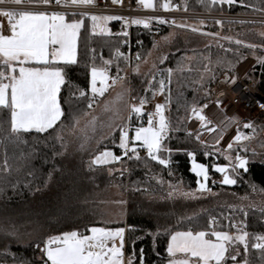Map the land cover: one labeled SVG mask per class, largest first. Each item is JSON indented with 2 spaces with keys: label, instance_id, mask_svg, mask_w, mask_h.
Segmentation results:
<instances>
[{
  "label": "trees",
  "instance_id": "trees-1",
  "mask_svg": "<svg viewBox=\"0 0 264 264\" xmlns=\"http://www.w3.org/2000/svg\"><path fill=\"white\" fill-rule=\"evenodd\" d=\"M160 2L155 0L156 8L160 7ZM169 2L188 11L264 14V0H235L228 6L213 4L212 0ZM73 17L81 19L80 15ZM184 21L202 25L203 30L207 21L213 24L214 30L222 26L226 31L232 28L228 32L235 33L240 40L264 46V36L256 30L264 28L261 23L222 21L218 25L215 19ZM116 28L117 22H111V29ZM169 29V25L155 24L149 28H131V39L138 42L135 51L141 54V58L130 63L129 77L130 97L134 102H139L140 97L151 100L153 92L159 89L160 79L165 82L162 97L169 133L163 144L171 149V154L164 152L162 156L170 161L168 167L151 160L145 152L139 159L122 156L117 162L93 165L91 158L105 148H112L121 155L118 147L120 127L91 150H65L64 138L58 137L61 129L73 126L74 117L89 110V72L92 66L100 67L104 60H111V68L117 72L119 67L120 74L129 67L128 61L114 56L117 49L120 51L122 37L94 32L88 17H84L78 34L77 63L62 65L66 82L58 93L63 112L61 120L44 133L29 130L14 135L10 132V109L0 107V264H44L41 248L48 236L72 230L88 234L86 229L103 225L100 206L114 183L125 192L126 216L113 227H126L125 254L132 258L133 264L141 263V253L145 264L168 261L167 242L175 230L234 231L231 222L237 220L245 222L249 234L247 253L244 245L236 244L234 247L239 248V252L234 254L232 246L226 264L245 260L247 264H264V249L251 246L257 242L255 236L264 235V160L247 151L248 170H239L236 184H215L210 188L212 192L195 198L167 197L164 185L158 180L167 179L171 172L184 189H196L197 177L190 170L189 151L194 153L193 158L208 167L209 173L212 172L211 165L218 163V158L216 154L205 156L206 151L212 150L196 139L197 131L187 135V120L192 106H200L210 95L205 85L209 81L206 74L212 65L231 68L238 59L248 55L250 49L233 43L204 45L202 34L178 30L160 46L159 53L166 54L151 74L134 71L133 66L147 56L156 40L165 36ZM190 55L193 56L190 58ZM167 69H172L170 78ZM154 74L150 85L149 80ZM224 74L229 76V73ZM223 80L219 79L218 84ZM79 91L85 95L80 97ZM235 152L234 149L232 153ZM109 168L115 170L110 173ZM242 196L256 199L263 205H241ZM210 218L217 219L213 229L208 226ZM226 219L229 221L225 222ZM233 255L235 261L231 259Z\"/></svg>",
  "mask_w": 264,
  "mask_h": 264
},
{
  "label": "snow or ice",
  "instance_id": "snow-or-ice-1",
  "mask_svg": "<svg viewBox=\"0 0 264 264\" xmlns=\"http://www.w3.org/2000/svg\"><path fill=\"white\" fill-rule=\"evenodd\" d=\"M116 2V0H113ZM138 4L145 9H153L156 4L153 0H137ZM235 0H212V3L229 4ZM53 0H0V16L7 19L9 29L8 34H3L0 28V107L10 109V132L18 135L20 132L35 130L44 133L48 129H52L63 116L61 103L58 100L61 85L65 81V74L62 65L77 63V39L80 29L84 22V17L90 18L93 22V31L99 29L100 32H107L105 24L109 20L122 19L113 16H98L87 12L80 13L81 19H66L68 13L65 11H41L32 8L14 7L8 8L3 5H44L51 6ZM93 3V0H55L58 6H86ZM160 7L167 11L170 8H176L177 5L171 4L169 0H163ZM71 15L75 16L73 12ZM157 23H169L162 17H144L133 18L132 24L143 25L145 28L150 27L152 20ZM127 23V20H125ZM171 23H175L172 21ZM203 23V21H201ZM222 21L217 20L216 24ZM179 27L191 28L193 32H199L197 26L187 24L178 25ZM124 32L123 35H127ZM211 35H215L214 33ZM264 36V33H261ZM167 39V38H163ZM230 39V38H227ZM236 43L242 44L243 41L237 40ZM154 43V47H155ZM255 48L256 45H248ZM114 56L123 58L125 61H131V57L125 56L116 50ZM141 54L137 53L135 59L140 60ZM147 60V57L144 58ZM264 63V58L260 59ZM111 60L103 61V66H92L90 68L88 108L91 109L97 102L98 98L103 97L111 87H115L117 82L123 84L125 77L121 76L119 67L117 74L111 75L108 67ZM207 67V66H205ZM138 71V67L133 69ZM169 78L172 69L166 70ZM153 78L149 80L152 85ZM225 80L235 82V76H225ZM164 81H160L159 91H163ZM146 89L145 91H147ZM83 97L85 93L79 91L77 93ZM123 98V93L117 95L111 101H105L104 110H113L115 104ZM135 99V98H134ZM147 103L145 97L139 98L138 104L129 105V115L135 114L139 119L144 112L143 105ZM217 106L220 100L216 101ZM207 105L191 108L189 119L193 116L200 121L202 128L209 133L219 131L215 125L209 126L210 121L203 114V108ZM88 115V113H85ZM148 123L146 126H140L134 129L129 136V129L126 121H121L124 125L119 128V145L121 155H115L108 148L98 152L93 156L91 163L93 165H104L111 162L120 161L122 156L132 153L133 157L139 159L137 148L143 147L147 156L157 161L165 167L170 166V161L163 158L162 154L171 149L164 146L163 141L169 133V122L164 116V105L156 104L154 113H148ZM74 119H77L74 117ZM225 120L230 124L235 120L234 117H226ZM96 117H92L89 126L94 130ZM227 126V125H226ZM244 127L251 129V133L246 135L240 131L237 123L236 134L228 142L224 149L218 147L220 140L217 139L211 148L212 152H205V156H212L216 152L231 153L234 149L241 148L242 145L250 140L255 134V126L251 121L244 124ZM187 135H193L188 132ZM221 135L223 133L221 132ZM196 139L199 141V132L195 133ZM87 137H85V140ZM139 142V145L137 144ZM204 147L203 141H199ZM131 144V147L129 146ZM84 144H81L83 147ZM245 152L247 148L243 149ZM194 153L189 151L188 157L193 159ZM132 158V157H130ZM229 160L228 164L221 165L213 163L212 169L222 174L223 179L220 181L223 185L236 184V176L240 169L247 172L248 159L237 151L235 157L226 156ZM111 171V170H110ZM191 171L197 176V190L202 194L210 192L207 181L209 179L208 167L202 163H195L193 160ZM202 178V179H201ZM162 182V181H161ZM177 191V189H174ZM183 196L188 197L194 195L193 192H183ZM171 195V193H170ZM214 219L209 220V229L216 226ZM236 227L235 224L232 225ZM88 234H83L77 230L62 232L56 236H49L43 242L41 248L42 257H46L44 264H124L123 244H124V228H105L90 227L86 229ZM247 232L238 231L235 235L229 234L227 231H179L172 232L169 237L167 253L171 259L167 264H226L228 252L233 245L243 244L245 253L248 247ZM257 241L253 243L252 248L264 249V235L254 237ZM120 243L117 244L116 241ZM179 255L180 258H176ZM233 261L236 256L231 257ZM141 264H143V255L141 253ZM128 264H133L130 257ZM242 264H247L243 261Z\"/></svg>",
  "mask_w": 264,
  "mask_h": 264
},
{
  "label": "rangeland",
  "instance_id": "rangeland-1",
  "mask_svg": "<svg viewBox=\"0 0 264 264\" xmlns=\"http://www.w3.org/2000/svg\"><path fill=\"white\" fill-rule=\"evenodd\" d=\"M162 2L163 0L161 1V3ZM226 5L228 6L229 4H226ZM147 10H151V9H147ZM153 10H158V8L155 7L153 8ZM174 10L175 8L168 9V12L171 13V15H167L165 17L166 20L168 21H171V22L175 21V23L169 25L170 29L168 33L165 34V36L160 37L156 40L155 42L156 46L154 47L153 45V47L151 48V50L148 52L146 56L147 60L143 58L135 66H133V69L138 67L139 73L151 74L156 64L159 61H161V59L166 54V52H164L163 54L159 53L161 49L160 46L163 44V42H168L170 38L174 36L175 32H177L178 30H184V31L189 30L193 32L190 27L185 28V27L178 26L181 24H187V25H190V24L186 23V21H184V18L178 17L180 14H182L181 12L176 13L178 15H176L175 13L172 14L173 13L172 11ZM208 13H210V16L205 18L206 21L207 19H215V20H220V21H235V22L236 21H240V22L241 21L242 22L251 21V22L264 24V14L231 13V12H223V11L208 12ZM180 16H183V15H180ZM66 19L79 20L78 17L66 18ZM106 23H109V22L107 21ZM3 25H4L3 20H1L0 28L3 27ZM205 25H207L205 30L201 29L202 25H199V24L192 25V26H197L200 28V31L197 33L202 34L204 45L209 44V43L214 44V45L218 44L220 46L224 44H229V43L237 44L236 41L240 40L238 37L235 36V33L228 32V30H232V28L226 31L224 27L222 26L220 29L214 30L213 24L210 23L209 21L205 22ZM105 27L108 29L106 25ZM256 30L258 34L264 33L263 27L256 28ZM95 32H99L98 29ZM213 33L215 35H211ZM163 38H167V39H163ZM227 38H230V39H227ZM240 41H243V43L239 45L249 48L250 53L238 59L232 65L231 68L224 69V68L216 66V64L212 65V67L209 69V71L206 74V77L209 78V81L205 85V90H208L210 95L212 91L218 85H220L218 84L217 81L221 78L225 79L224 73H229V77L231 76L238 77L241 74L242 75L246 74L248 78L254 82L258 90L264 91V63L260 62V59L264 58V46H260V45H257V44H254L248 41H244V40H240ZM248 45H256V47L250 48L248 47ZM192 56L193 55H190L189 57L191 58ZM101 66H103V62ZM89 80H90V72H89ZM164 85H165V82H164ZM159 88H160V85H159ZM121 92L123 93V98L115 104L113 110L105 111L104 110L105 101H111L117 95V93H121ZM162 93L163 91H159V89H156L152 94V99L147 101V103L143 105L144 111L147 109H152L154 113L155 105L163 104L164 102ZM209 96H207V99L200 106L207 105V107L203 108V114L207 117V120L211 122L209 126L215 125L216 128L219 129V131H213L212 133H209L208 131H206V129L201 127L200 121L196 119L194 116L191 119L188 118L185 129L188 132H192V131L199 132V141H203L205 145H208L210 147L211 145L215 143L217 139H219L220 143L218 147L220 149H224L226 145L228 144V142L236 134L237 123L239 124L240 131L248 135L251 133L252 130L245 128L244 124L247 123L248 121H251L256 129L255 134H253L252 138L246 141L244 145L241 146V148L235 149L236 150L235 153L216 152L215 154L218 158V164H221V165L228 164L229 160L226 159L225 157L231 156L234 158L237 151H239L242 156L247 157L248 154H246L247 152L243 150L244 148H247L248 151H250L251 153H254L253 155H255L257 159L261 161L264 160V110L261 111L260 114L257 116H252L250 114V117L251 118L253 117L252 119L248 117L246 118L238 110L233 109L232 106L228 104H220L219 106L209 105L207 101ZM138 103L139 102L132 101L130 97V79L125 78L123 81V84H121L120 82H117L115 87L109 88L108 92L103 97L98 98L97 102L93 105V107L85 112V113H88V115H85L84 113L80 115L79 117H77V119L74 120L73 126L71 128L61 129L58 134V137L62 136L64 138L65 150H69V149H83V150L90 149L91 150V149H94L96 145L105 141V139L109 138L117 128L123 127L124 125H121L122 120L127 122L128 129L130 130V136H131L135 128L147 125L144 122H139L135 114H132L131 116L129 115V105L138 104ZM200 106H197V107H200ZM164 116H165V109H164ZM92 117H96L94 130H92V128L89 126V121L92 120ZM226 117H229V118L234 117L235 120H233V122L229 124L225 120ZM140 118H142V115ZM221 132L223 133V135H221ZM85 137H87L86 140H85ZM82 143L84 144L83 147H81ZM118 145H119V140H118ZM130 147H131V144H130ZM108 149L113 150L112 148H108ZM103 150H100L99 152ZM211 150L213 151L212 148ZM144 152L147 153L145 149H144ZM114 154L117 155L115 152ZM92 158H91V161H92ZM193 160L195 161V163H202L196 160L195 158H193L192 160H189L190 170L192 168ZM220 160L223 162L219 163ZM113 170H115V168H109L108 171L111 173ZM211 170H212L211 173L208 172L209 179L207 181V184H208V187L210 186L209 188H211L215 184H221L220 181L223 179V176L221 173L216 172L213 169ZM168 176L169 177H167V179L158 178V180H160L159 182L163 184L166 189L167 197L195 198V197L202 195V193L199 192L197 188L192 189V190L184 189L181 183L175 180L173 173L169 172ZM174 189H177V191H174ZM183 192H193L194 195L185 197L181 194ZM210 192L212 191L210 190ZM239 203L241 205L255 206V207H259L263 205L261 204L262 202L258 203V200L256 201V199H250L244 196L241 197V199L239 200ZM100 209L103 212V216H102L103 225H95L91 227H105V228H113V229L114 228H124L126 230L125 226L124 227H113V226H116V223L123 221L126 216L125 192L120 189L119 185L114 183L108 188L105 197L102 199V204L100 206ZM228 221H229L228 219L225 220V222H228ZM237 221H240V220H237ZM234 222L236 221L231 222L232 223L231 226L233 225ZM242 222L244 223V228L242 229H236L232 226L234 228V231H229L226 229H213V230L227 231L231 235H235L238 231L246 232L245 222L244 221ZM188 230L189 229H178L173 232L188 231ZM196 231H202V230H196ZM59 234L50 235V236H56ZM168 241H169V238H168ZM116 243L119 244V240H117ZM167 246H168V242H167ZM232 248H233L232 251L234 254H237L239 252V248L234 247V245ZM125 251H126V243H125V238H124L122 259L124 261V264H128L129 257L125 254ZM242 262L243 261H237L235 262V264H242ZM2 264H16V263H2ZM163 264H167V261Z\"/></svg>",
  "mask_w": 264,
  "mask_h": 264
},
{
  "label": "built area",
  "instance_id": "built-area-1",
  "mask_svg": "<svg viewBox=\"0 0 264 264\" xmlns=\"http://www.w3.org/2000/svg\"><path fill=\"white\" fill-rule=\"evenodd\" d=\"M3 7L14 8L20 7L16 5H3ZM48 11H65L66 13L73 12H87L90 14H114L117 17L122 19H116L117 28L114 30L113 34L119 35L122 37V45L120 47V52L125 56L131 57V61L129 63L128 70L120 74L125 78L130 77V63L135 60L137 52L135 51V46L138 45V42H134L131 39V28L134 26L143 27V25L132 24L131 20L133 18H144V17H162L165 21L167 15H171V13L165 11L161 7L158 10H147L142 7V5L138 4L137 0H117V4L114 5L112 0H93V3L86 6H58L55 4V0L51 6H46ZM127 20V23L125 22ZM169 23H157L154 19L151 21V24L155 25H171V21ZM145 28V27H143ZM154 31V30H152ZM124 32L128 34L123 35ZM108 71L111 75L115 76L117 74L111 67H108ZM220 100V104H228L232 106L233 109L238 110L244 117L257 116L261 111L264 110V92L258 90L254 82L248 78L246 74L240 75L236 77L235 82H223L218 85L211 93L208 98V104L216 105V101ZM148 113H153L152 109H147L143 112L142 118H139V122L148 123ZM130 146V145H129ZM121 152V149H120ZM138 155L144 154V149L142 147L137 148ZM126 159L133 157L132 153H129L127 156H123ZM217 221L216 218H211ZM233 224L236 225V229L244 228V223L242 221H236Z\"/></svg>",
  "mask_w": 264,
  "mask_h": 264
},
{
  "label": "crops",
  "instance_id": "crops-1",
  "mask_svg": "<svg viewBox=\"0 0 264 264\" xmlns=\"http://www.w3.org/2000/svg\"><path fill=\"white\" fill-rule=\"evenodd\" d=\"M112 2H113V0H112ZM153 2L155 3V0H153ZM113 4L116 5L117 4V0H116V2H113ZM160 4H161V2H160ZM20 7L32 8L33 10L48 11L46 9V6H44V5H36V6L33 7L31 5L25 4V5H22ZM48 12H50V11H48ZM172 12H173L172 14H174V13L176 14L178 12H181L182 14H180V15H183V16H180L179 15L178 17H180V18L182 17V18H184V20H190V19H200V20H204L206 17L210 16V13H208V12H198V11L196 12V11L181 10V9L178 8V6ZM75 13H76V15H80V13H82V12H75ZM70 15H71V13H68V15L66 16V18H73V16H70ZM95 15H98V16H113V17H117L114 14H95ZM176 15H178V14H176ZM1 20H3V24H4L3 27H1L2 28V31H3V34H8L9 25H8L7 19L5 17L0 16V21ZM115 20L116 19L109 20L108 21L109 23H106L105 24L108 27V31L107 32H103V33H107V34H110L111 33V34H113L114 30L111 29V22H113V21L116 22ZM186 23H188V24H190V26H192L194 22H186ZM91 28L93 30V22L92 21H91ZM98 31H99V29H98ZM77 41H78V39H77ZM249 67H248V69H249ZM246 70H247V68H246ZM129 136H130V130H129ZM176 258H180L179 255ZM170 259H171V257H170ZM233 264H235V263H233Z\"/></svg>",
  "mask_w": 264,
  "mask_h": 264
},
{
  "label": "water",
  "instance_id": "water-1",
  "mask_svg": "<svg viewBox=\"0 0 264 264\" xmlns=\"http://www.w3.org/2000/svg\"><path fill=\"white\" fill-rule=\"evenodd\" d=\"M223 81H224V82H226V80H225V79H224ZM119 243H120V241H119ZM123 246H124V244H123ZM42 247H43V246H42ZM122 251H123V250H122ZM45 258H46V257H45Z\"/></svg>",
  "mask_w": 264,
  "mask_h": 264
}]
</instances>
